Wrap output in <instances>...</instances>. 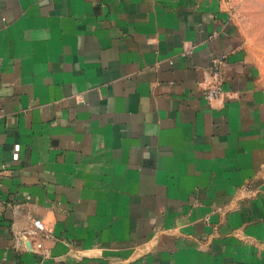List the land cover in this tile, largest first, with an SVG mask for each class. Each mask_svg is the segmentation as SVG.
Instances as JSON below:
<instances>
[{
  "label": "crops",
  "instance_id": "0c3cea01",
  "mask_svg": "<svg viewBox=\"0 0 264 264\" xmlns=\"http://www.w3.org/2000/svg\"><path fill=\"white\" fill-rule=\"evenodd\" d=\"M0 106V264H264V78L224 0H0Z\"/></svg>",
  "mask_w": 264,
  "mask_h": 264
},
{
  "label": "rangeland",
  "instance_id": "374dc122",
  "mask_svg": "<svg viewBox=\"0 0 264 264\" xmlns=\"http://www.w3.org/2000/svg\"><path fill=\"white\" fill-rule=\"evenodd\" d=\"M224 6L243 50L264 78V0H224Z\"/></svg>",
  "mask_w": 264,
  "mask_h": 264
},
{
  "label": "built area",
  "instance_id": "2783aa9c",
  "mask_svg": "<svg viewBox=\"0 0 264 264\" xmlns=\"http://www.w3.org/2000/svg\"><path fill=\"white\" fill-rule=\"evenodd\" d=\"M226 55H221L213 59L210 66V76L207 85L203 88L206 97L209 100H215L221 98L225 93L224 85V65ZM3 113V109L0 106V115ZM34 226L24 230L23 234L26 236L38 235L41 232L46 231L45 224L41 219L34 220ZM37 247L43 248L42 242H37Z\"/></svg>",
  "mask_w": 264,
  "mask_h": 264
}]
</instances>
